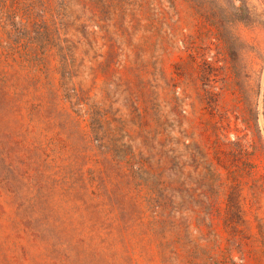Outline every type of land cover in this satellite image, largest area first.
<instances>
[{
	"label": "rangeland",
	"instance_id": "374dc122",
	"mask_svg": "<svg viewBox=\"0 0 264 264\" xmlns=\"http://www.w3.org/2000/svg\"><path fill=\"white\" fill-rule=\"evenodd\" d=\"M0 264H264V0H0Z\"/></svg>",
	"mask_w": 264,
	"mask_h": 264
},
{
	"label": "trees",
	"instance_id": "16d2710c",
	"mask_svg": "<svg viewBox=\"0 0 264 264\" xmlns=\"http://www.w3.org/2000/svg\"><path fill=\"white\" fill-rule=\"evenodd\" d=\"M193 1H194V0H193ZM244 8H245V6L241 5V6H239V7L236 8V9H237L238 11L242 12V13L244 14V16H245ZM236 18H237L238 20H244V17H242L241 15H238Z\"/></svg>",
	"mask_w": 264,
	"mask_h": 264
}]
</instances>
